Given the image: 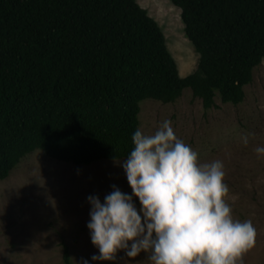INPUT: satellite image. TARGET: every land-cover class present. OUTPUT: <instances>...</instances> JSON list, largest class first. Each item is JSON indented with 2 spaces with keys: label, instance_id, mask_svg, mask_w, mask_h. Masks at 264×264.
Here are the masks:
<instances>
[{
  "label": "trees",
  "instance_id": "1",
  "mask_svg": "<svg viewBox=\"0 0 264 264\" xmlns=\"http://www.w3.org/2000/svg\"><path fill=\"white\" fill-rule=\"evenodd\" d=\"M168 1L198 54L183 76L136 0H0V180L34 149L75 165L126 158L145 98L188 87L203 109L242 101L264 58V0Z\"/></svg>",
  "mask_w": 264,
  "mask_h": 264
},
{
  "label": "rangeland",
  "instance_id": "2",
  "mask_svg": "<svg viewBox=\"0 0 264 264\" xmlns=\"http://www.w3.org/2000/svg\"><path fill=\"white\" fill-rule=\"evenodd\" d=\"M136 1L161 28L178 74L191 72L198 54L183 33L179 8L168 0ZM243 91L241 102L223 103L214 96V106L208 109L188 87L173 102L145 98L139 102L138 129L154 134L169 120L176 136L197 152L198 163L223 162L229 188L226 202L233 218L251 220L257 233L255 247L239 264H264V155L255 153L264 147V58ZM124 159L75 165L39 149L24 155L0 180V264H64L62 243L71 264H149L147 253L131 259L124 250L113 261L92 260L99 250L87 227L88 197H99L103 203L115 186L133 197L138 211L141 208L121 166Z\"/></svg>",
  "mask_w": 264,
  "mask_h": 264
},
{
  "label": "clouds",
  "instance_id": "3",
  "mask_svg": "<svg viewBox=\"0 0 264 264\" xmlns=\"http://www.w3.org/2000/svg\"><path fill=\"white\" fill-rule=\"evenodd\" d=\"M132 141L121 166L141 208L115 186L103 203L88 197L87 227L99 250L92 260L113 261L124 250L131 259L147 253L149 264H239L255 247L257 233L251 220L233 218L223 162L198 163L197 152L169 120L154 134L137 129ZM255 153L264 155V147Z\"/></svg>",
  "mask_w": 264,
  "mask_h": 264
}]
</instances>
